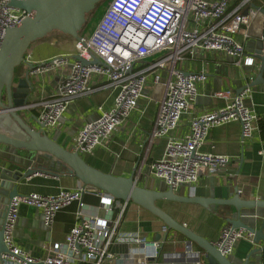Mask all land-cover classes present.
I'll return each instance as SVG.
<instances>
[{
  "label": "built area",
  "instance_id": "obj_1",
  "mask_svg": "<svg viewBox=\"0 0 264 264\" xmlns=\"http://www.w3.org/2000/svg\"><path fill=\"white\" fill-rule=\"evenodd\" d=\"M10 1L0 0V48L6 30L15 28L31 14L10 7ZM229 8V0H111L94 30L81 35L76 58L56 56L31 70L30 74L37 77L62 71L55 93L38 104L41 109L36 118L38 124L46 129L56 128L74 100L99 89L115 91L114 107L108 111L100 108V118L83 126L73 148L80 155L92 153L137 110L148 79L152 76L154 83L159 84L163 71L165 94L148 143L150 146L173 133L176 137L168 139L162 159L151 165L154 177L176 193L182 186L194 192L203 172L209 176L227 173L231 158L205 153L202 146L212 129L232 122L241 124L242 143L255 137L259 130L258 116L244 102L251 97L252 89L248 85L238 95L229 91L217 93L216 97L224 100L225 105L193 118L188 134L180 138L177 133L182 118L198 94L197 85L206 83L208 76L204 72L185 76L177 64L185 53L193 55L196 50H204L233 58L240 67L254 65L255 59L245 53L236 35L242 26L248 25L250 14L256 10L244 15L239 9L229 13ZM148 60L152 63L142 66ZM95 78L105 82L104 86L93 87ZM85 194L100 198L99 206L85 204ZM74 203L79 204L75 226L65 242L48 248L45 257H34L15 244L14 232L22 206L41 210L44 225L51 228L57 215ZM128 204L121 201L117 205L111 195L89 192L84 185L56 195L32 193L14 197L6 207L3 229L8 252L1 255L0 264H128L126 258L137 264H159L170 236L159 241H147L139 235L122 237L120 227ZM102 209L107 213L105 217L100 216ZM86 210L95 213L90 215ZM167 232L164 226L162 233ZM240 240L252 242L253 235L228 225L214 245L224 257H229ZM116 243H129L127 256L111 251ZM204 256L187 240L180 264H204Z\"/></svg>",
  "mask_w": 264,
  "mask_h": 264
},
{
  "label": "crops",
  "instance_id": "obj_2",
  "mask_svg": "<svg viewBox=\"0 0 264 264\" xmlns=\"http://www.w3.org/2000/svg\"><path fill=\"white\" fill-rule=\"evenodd\" d=\"M229 1V13L239 9L241 14L247 15L254 9L252 5L264 7V0H250L248 3H245L246 0ZM92 31L87 30V33ZM263 34L264 15L256 11L255 14H250L248 25L242 26V31L236 35V39L243 44L245 53L255 59L252 67L237 66L233 58L217 52L196 50L193 55L184 54L183 60L178 62L177 68L191 74L204 72L208 79L206 83L197 85L198 94L194 102L191 103L188 112L183 116L177 133L180 138L188 134L193 118L225 105L224 100L216 97L217 93L229 91L235 95L256 78L261 62L257 59L255 52L260 46ZM80 48L79 40L60 32H53L31 45L25 56L24 64L16 70V82L28 77L31 88L25 107L15 109L17 115L31 129L40 130L36 121L41 113L38 104L55 93L62 78V71L56 70L39 76L41 81L37 83L34 77L30 76L31 67L61 55L73 56V60ZM147 63H152V60H148L142 66ZM138 67L136 66V68ZM247 69L255 70V72L247 77L244 72ZM160 72L162 74L161 82L156 85L152 76L148 79L137 110L113 133L112 137L92 153L81 155L88 165L117 177H134L140 187H143L148 179H156L152 173L151 165L162 159L168 139L176 137V134L173 133L167 138L156 140L150 146L148 143L165 94V72ZM104 83L95 78L92 86L99 88L104 86ZM251 89V97L246 98L244 102L258 116L259 130L255 137L242 143V128L238 122L212 129L202 146V151L230 157L231 163L227 168V173L209 176L203 172L194 192L188 186H182L176 194L210 198L212 191L215 190L218 199H230L235 195L246 201L264 199V84L251 87ZM115 96L116 92L111 89H99L92 94L74 100L60 119L58 126L46 129V133L51 138L55 137L65 149L74 152L73 148L83 126L98 120L102 115V110H111L114 107ZM2 132L13 137H20L9 130L4 129ZM20 138L23 139V137ZM82 185L75 175L58 176L51 173H38L26 181L25 186L21 187L20 193L22 195L37 193L49 196L56 195L62 190L72 191ZM167 189H169L168 186ZM83 202L88 206L97 207L100 198L85 194ZM163 203L169 209L167 212L177 222L214 244L218 242L222 230L229 225L228 220L233 216L229 206H213L211 210H207L196 204ZM78 205V203H74L62 210L51 228L44 225L41 210L22 206L14 232L15 244L34 257H45L49 247L55 243L65 242L67 235L76 224ZM114 211L116 214L119 212L116 206ZM86 213L92 215L95 212L86 210ZM148 213L140 206L129 202L120 227L121 236L136 237L139 235L146 238L147 241L164 239L166 237V234L162 233L164 224ZM106 215L107 213L102 209L100 216L105 217ZM262 215L264 216V214ZM263 225L264 219H259L257 221L258 229ZM159 234L161 237L157 240ZM171 236L172 233H170ZM180 236V240L175 244L176 248L168 247L166 249V245L164 246L159 264L181 263L184 243L187 239L181 234ZM130 247L129 243H116L112 246L111 251L120 256H127ZM253 248L256 247L252 242L240 240L231 256L236 260L243 261ZM258 257H261L260 264H264V253L259 254ZM125 261L128 264H137L127 258Z\"/></svg>",
  "mask_w": 264,
  "mask_h": 264
},
{
  "label": "water",
  "instance_id": "obj_3",
  "mask_svg": "<svg viewBox=\"0 0 264 264\" xmlns=\"http://www.w3.org/2000/svg\"><path fill=\"white\" fill-rule=\"evenodd\" d=\"M102 1L104 0H11L9 3L10 7L31 14L15 28L6 30L0 48V262L1 255L8 252L3 229L7 205L14 197L22 196L20 189L31 176L51 173L58 176L75 175L86 190L106 192L117 200V205L121 201L135 203L164 224L168 230L166 239L172 231L177 232L203 251L204 264H260L261 257L258 255L264 253V225L258 229L257 221L264 219V199L246 201L238 195L230 199H218L215 190L210 198L181 196L164 187L162 182H152V179H148L140 187L134 177H117L91 167L80 154L68 151L55 137L48 136L45 126L39 124L40 130L35 131L17 115L15 109L25 107L31 85L28 77L16 82V70L24 64L31 45L53 32L80 40L86 16ZM252 7L264 15V7ZM255 54L261 67L256 78L250 82V87L264 84V40H260ZM81 61L87 64L86 61ZM33 68L31 67L30 72ZM244 72L249 77L255 70L247 69ZM183 73L185 76L191 74ZM32 77L40 83V77ZM4 129L23 139L2 132ZM158 201L196 204L207 210H211L213 206H229L233 215L228 220L229 225L251 233L252 244L256 248L243 261L232 256L224 257L213 242L177 222L157 205ZM160 237L159 234L157 240Z\"/></svg>",
  "mask_w": 264,
  "mask_h": 264
},
{
  "label": "rangeland",
  "instance_id": "obj_4",
  "mask_svg": "<svg viewBox=\"0 0 264 264\" xmlns=\"http://www.w3.org/2000/svg\"><path fill=\"white\" fill-rule=\"evenodd\" d=\"M111 0H108V2L102 7V8H100L99 10H98V12H96V14L90 19V21H89V23H88V25H87V27H86V29L81 33V35H83V36H86V35H88L89 33H87V30L88 31H92V30H94V28L96 27V25H97V23L99 22V20L102 18V16H103V14H104V12H105V9H106V7L108 6V4H109V2H110ZM6 102V101H5ZM156 181H159V182H162V181H160V180H158V179H152V182H156ZM162 184H164L165 185V183H163L162 182ZM164 187H166L167 188V186L165 185ZM133 203V202H132ZM133 204H135V203H133ZM162 208L167 212L169 209H168V207H167V205H165V203L164 204H162ZM147 212V211H146ZM148 214H151V213H148ZM151 216H153L152 214H151ZM154 217V216H153ZM157 218V217H156ZM172 233V236L168 239V242H167V245H166V249L169 247V248H176V246H175V244H177V241H179L180 240V238H181V236H180V234L179 233H175V232H171ZM165 235V234H164Z\"/></svg>",
  "mask_w": 264,
  "mask_h": 264
},
{
  "label": "trees",
  "instance_id": "obj_5",
  "mask_svg": "<svg viewBox=\"0 0 264 264\" xmlns=\"http://www.w3.org/2000/svg\"><path fill=\"white\" fill-rule=\"evenodd\" d=\"M108 2V0H104V1H102V2H100V3H98L97 5H96V7H95V9L92 11V12H90L87 16H86V23H85V25L83 26V29H82V32L86 29V27H87V25H88V23H89V21H90V19L96 14V12H98V10L100 9V8H102L106 3ZM81 32V33H82ZM163 202H166V201H158L157 202V205L160 207V208H162V204H164ZM163 209V208H162ZM164 210V209H163ZM165 211V210H164ZM168 213V212H167Z\"/></svg>",
  "mask_w": 264,
  "mask_h": 264
},
{
  "label": "bare ground",
  "instance_id": "obj_6",
  "mask_svg": "<svg viewBox=\"0 0 264 264\" xmlns=\"http://www.w3.org/2000/svg\"><path fill=\"white\" fill-rule=\"evenodd\" d=\"M72 50V49H71Z\"/></svg>",
  "mask_w": 264,
  "mask_h": 264
}]
</instances>
